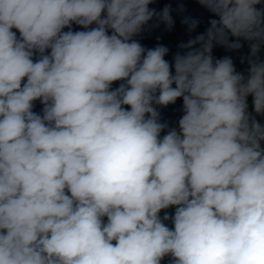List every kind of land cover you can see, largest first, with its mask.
Here are the masks:
<instances>
[{"label": "clouds", "instance_id": "obj_1", "mask_svg": "<svg viewBox=\"0 0 264 264\" xmlns=\"http://www.w3.org/2000/svg\"><path fill=\"white\" fill-rule=\"evenodd\" d=\"M153 2L0 0V264H264V0H198L171 62Z\"/></svg>", "mask_w": 264, "mask_h": 264}, {"label": "water", "instance_id": "obj_2", "mask_svg": "<svg viewBox=\"0 0 264 264\" xmlns=\"http://www.w3.org/2000/svg\"><path fill=\"white\" fill-rule=\"evenodd\" d=\"M165 6H170L171 8V15L174 21L171 29H169L165 24L154 19L149 22V26H147L145 30L136 37V39L146 48H154L158 44L167 47L169 49V54L165 57V59L171 62L173 55L178 51V45L180 43H186L189 39L194 38L196 35L204 33L209 27V20L217 17H214L206 8L202 7L198 3V0H154L149 7L154 8L157 12H160ZM261 6L264 7V4ZM181 7L183 8V11H181ZM185 17H190L199 21V24L194 31H188L187 25L183 23ZM94 26L95 25L92 27ZM71 27L73 31L85 30L75 23H73ZM67 30V28L64 29V31ZM13 31L16 30L13 29ZM17 36L19 37L18 31ZM230 40L234 41L235 38L230 37ZM241 43L243 47L239 50L233 51H230L225 47L216 46L214 47L212 54L216 59H220L225 56L231 57L236 70L246 75L249 67L247 57L250 54V49L248 42L242 40ZM259 55L260 58L264 60V47L261 48ZM119 83L121 82H114L113 88L118 87ZM156 107L160 113V122L168 125V128L161 132L162 138L163 135L167 134L170 129H177L179 127L178 122L183 115V101L182 98H180L175 104H170L167 107ZM42 108L43 105L39 100L34 102V112L42 115Z\"/></svg>", "mask_w": 264, "mask_h": 264}, {"label": "built area", "instance_id": "obj_3", "mask_svg": "<svg viewBox=\"0 0 264 264\" xmlns=\"http://www.w3.org/2000/svg\"><path fill=\"white\" fill-rule=\"evenodd\" d=\"M249 105H251V98H249ZM251 111H252V108H250L249 112H251ZM256 119H258L261 122V124H264V116H257ZM177 130H179V127L177 128ZM262 147H264V144H262ZM177 207L178 206H175V205L170 206L167 209H162L159 213V216H160L162 222L164 224H168L170 229H174L173 218H174ZM165 215H167L169 217V219L164 220L163 218ZM105 222H106V218H105Z\"/></svg>", "mask_w": 264, "mask_h": 264}, {"label": "trees", "instance_id": "obj_4", "mask_svg": "<svg viewBox=\"0 0 264 264\" xmlns=\"http://www.w3.org/2000/svg\"><path fill=\"white\" fill-rule=\"evenodd\" d=\"M165 226H166V227H169L168 224H165ZM160 264H174V258H173L172 256H170V255L165 256V257L161 260Z\"/></svg>", "mask_w": 264, "mask_h": 264}, {"label": "rangeland", "instance_id": "obj_5", "mask_svg": "<svg viewBox=\"0 0 264 264\" xmlns=\"http://www.w3.org/2000/svg\"><path fill=\"white\" fill-rule=\"evenodd\" d=\"M250 108H251V105H249V110H250Z\"/></svg>", "mask_w": 264, "mask_h": 264}]
</instances>
